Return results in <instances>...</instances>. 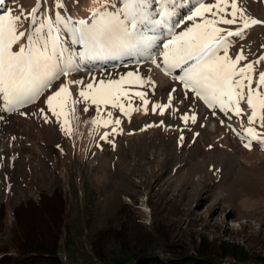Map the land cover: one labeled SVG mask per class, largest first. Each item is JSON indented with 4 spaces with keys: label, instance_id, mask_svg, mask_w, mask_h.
Listing matches in <instances>:
<instances>
[{
    "label": "rangeland",
    "instance_id": "rangeland-1",
    "mask_svg": "<svg viewBox=\"0 0 264 264\" xmlns=\"http://www.w3.org/2000/svg\"><path fill=\"white\" fill-rule=\"evenodd\" d=\"M237 3L247 16L264 21V0ZM4 4L19 8L17 0ZM64 13L70 14L66 3ZM233 40L230 55L243 49L248 59L242 64L256 61L264 55V24L253 25L242 39ZM13 50H17L15 46ZM159 51L154 55L159 56ZM138 59L106 57L86 62L87 66L69 77L82 78L87 83L92 76L116 79L138 71L151 80L150 85L139 89L148 93L147 113L138 98L132 100L138 110L130 118L110 106L103 110L105 118L111 111L114 119L122 121L117 126L122 131L117 134H111L112 125L86 123L95 116L96 109L91 106L84 112L83 103L77 105L80 120L71 122V135L61 130L54 117L45 121L42 115L35 114L38 108H44L42 102L10 112L0 110V202L6 205L0 243L10 238L11 210L16 203L58 186L66 198L68 213L58 250L64 264L135 263L118 248L107 260L95 257L91 251L94 233L117 225L121 202L131 204L143 222L153 220L168 226L174 239L197 241L202 232L210 239L264 254V148L254 142L251 149H246L245 141L229 127L231 124L240 130L241 119L247 127L250 110L242 104L243 117L233 115L230 121L219 111L214 115L203 101L192 94L185 96L178 82L162 68L150 60L140 59L137 63ZM254 67L255 81L264 71V61ZM60 83L63 78L54 83L52 90ZM76 91L73 85L74 95ZM169 95L171 106L163 114L159 110L154 113L152 105L167 104ZM185 115H195V123L191 119L184 121ZM195 129L204 141L191 132ZM106 132L109 139L103 140ZM149 249L167 258L165 247L157 240ZM225 260L233 261L232 257Z\"/></svg>",
    "mask_w": 264,
    "mask_h": 264
},
{
    "label": "snow or ice",
    "instance_id": "snow-or-ice-1",
    "mask_svg": "<svg viewBox=\"0 0 264 264\" xmlns=\"http://www.w3.org/2000/svg\"><path fill=\"white\" fill-rule=\"evenodd\" d=\"M93 5L90 20L64 15L65 0H53L50 10L37 0V6L26 15L7 8L0 12V110L10 112L42 102L44 108L35 114L45 121L54 117L61 130L71 135V122L80 120L77 105L83 103L84 112L91 106L96 109L86 123L112 125L111 134H117L122 131L117 127L122 121L114 119L111 111L105 118L103 110L110 106L130 118L138 110L132 100L138 98L147 113L148 93L139 89L150 85L151 80L138 71L116 79L92 76L87 83L69 77L87 66L86 62L136 57L137 63L150 60L162 68L178 82L185 96L192 94L203 101L214 115L219 111L229 121L233 115L242 118L241 105L245 104L250 110L247 127L243 119L240 130L231 124L229 127L245 141L246 149L254 142L264 148V71L254 81V65L264 61V55L242 64L248 59L243 49L235 56L229 51L234 37L242 39L246 30L264 21L247 16L237 0H93ZM25 21L29 28L21 30ZM157 49L159 56L154 55ZM61 78L63 83L52 90ZM73 85L77 86L75 95ZM171 101L169 95L167 104L154 103L152 111L163 114ZM182 119L195 123L196 116ZM101 138L108 140L109 133ZM183 139L181 136L180 141Z\"/></svg>",
    "mask_w": 264,
    "mask_h": 264
},
{
    "label": "trees",
    "instance_id": "trees-1",
    "mask_svg": "<svg viewBox=\"0 0 264 264\" xmlns=\"http://www.w3.org/2000/svg\"><path fill=\"white\" fill-rule=\"evenodd\" d=\"M7 1L11 0H3L4 3ZM17 2L18 10L13 4H4L3 7L13 13L23 12L26 15L37 6V0ZM65 3L69 6L68 16L72 19H91L93 0H65ZM52 4L53 0H40V6L44 9L50 10ZM3 10L1 8L0 12ZM26 25H29L27 21L21 30L26 27L28 29ZM193 131L201 138L198 129ZM201 140L204 141L203 138ZM117 212V225L96 231L91 239V251L97 258L107 260L114 249L118 248L134 258V264H264L263 253L249 251L243 245L221 239H210L202 232L197 241L174 239L168 226L155 224L153 220L143 222L129 203L121 202ZM11 214L10 238L0 243V264H64L58 256V250L68 213L61 187L55 186L51 191L41 190L35 197L19 201L12 207ZM5 216L6 205L0 202V230L4 228ZM155 240L165 247L167 258L157 251H150ZM225 257H232L233 261L227 262Z\"/></svg>",
    "mask_w": 264,
    "mask_h": 264
}]
</instances>
